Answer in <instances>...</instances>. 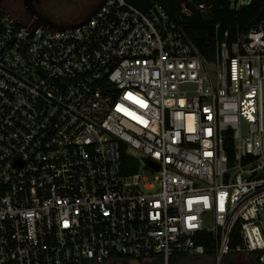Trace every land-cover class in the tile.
I'll return each instance as SVG.
<instances>
[{"label":"built area","instance_id":"1","mask_svg":"<svg viewBox=\"0 0 264 264\" xmlns=\"http://www.w3.org/2000/svg\"><path fill=\"white\" fill-rule=\"evenodd\" d=\"M206 233L264 264L263 24L209 59L160 2L65 29L0 4V264H171Z\"/></svg>","mask_w":264,"mask_h":264},{"label":"trees","instance_id":"2","mask_svg":"<svg viewBox=\"0 0 264 264\" xmlns=\"http://www.w3.org/2000/svg\"><path fill=\"white\" fill-rule=\"evenodd\" d=\"M138 9L146 11L153 2L163 4L167 12L182 25L190 38L196 43L201 54L211 59L214 52L216 37L228 30L230 38H234L237 32L247 30L251 25L262 23L264 26V0H249L237 5V0H126ZM199 3H204V10L198 8ZM186 8V11L183 8ZM219 24L216 31L215 25ZM217 32V34H216ZM123 158L129 159L127 155ZM206 251L203 253L213 257L214 240L209 234L203 235ZM239 242L238 230L234 228L231 234V245ZM176 255V254H175ZM183 257L188 254L180 253ZM202 255V254H201ZM231 255H234L231 252ZM252 264H260L255 253L249 255ZM175 257V256H174ZM231 264H239L233 261Z\"/></svg>","mask_w":264,"mask_h":264},{"label":"rangeland","instance_id":"3","mask_svg":"<svg viewBox=\"0 0 264 264\" xmlns=\"http://www.w3.org/2000/svg\"><path fill=\"white\" fill-rule=\"evenodd\" d=\"M237 1V5H239L249 0ZM4 2L6 9L14 15L23 17V12L25 15H28L22 0H4ZM90 2L92 3L93 0H33L34 7L37 10L40 11L41 9L53 16H58L61 21H68L76 12L82 11ZM90 6L89 4L86 7L87 11ZM255 25H258V23ZM214 63L215 59L212 61V64ZM174 256L171 258V264H216L214 256L210 257L205 254L188 255L185 257L176 254ZM233 261H237L239 264H252V258L249 255L239 253H234V255H231V253L225 254L221 264H231Z\"/></svg>","mask_w":264,"mask_h":264},{"label":"water","instance_id":"4","mask_svg":"<svg viewBox=\"0 0 264 264\" xmlns=\"http://www.w3.org/2000/svg\"><path fill=\"white\" fill-rule=\"evenodd\" d=\"M105 1L106 0H99L97 4L93 7V9L89 13H87L82 20L69 23L55 22L49 17L45 16L34 7L33 0H23V4L27 13L36 18V26L43 24L50 28L65 29L69 27H75L81 23L88 21L89 18L100 8L101 5L104 4Z\"/></svg>","mask_w":264,"mask_h":264},{"label":"crops","instance_id":"5","mask_svg":"<svg viewBox=\"0 0 264 264\" xmlns=\"http://www.w3.org/2000/svg\"><path fill=\"white\" fill-rule=\"evenodd\" d=\"M89 4L91 5V2L90 3H88L84 8H83V10L82 11H79V12H76L74 15H73V17L71 18V19H68V21H61L60 19H59V17L58 16H53V15H51V14H49V13H47L46 11H43V10H41L40 9V11L39 12H41L42 14H44L45 16H47V17H49L50 19H52L53 21H55V22H59V23H69V22H75V21H79V20H82L84 17H85V15L89 12V11H87L86 10V7L87 6H89ZM6 11H8L6 8H4ZM10 12V11H9ZM11 13V12H10ZM13 14V13H12ZM23 15H24V12H23Z\"/></svg>","mask_w":264,"mask_h":264},{"label":"flooded vegetation","instance_id":"6","mask_svg":"<svg viewBox=\"0 0 264 264\" xmlns=\"http://www.w3.org/2000/svg\"><path fill=\"white\" fill-rule=\"evenodd\" d=\"M23 1V0H22ZM99 0H93V2L91 3V6H90V8H89V12L93 9V7L97 4V2H98ZM0 4H1V6L3 7V8H6V6H5V2H4V0H0ZM88 12V13H89Z\"/></svg>","mask_w":264,"mask_h":264}]
</instances>
